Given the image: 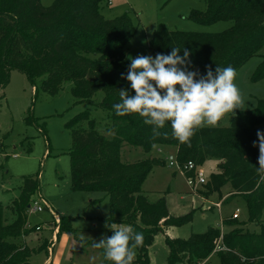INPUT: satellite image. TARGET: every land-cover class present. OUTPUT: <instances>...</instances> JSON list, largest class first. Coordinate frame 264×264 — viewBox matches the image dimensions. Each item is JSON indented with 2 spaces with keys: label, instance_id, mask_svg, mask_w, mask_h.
Listing matches in <instances>:
<instances>
[{
  "label": "trees",
  "instance_id": "trees-1",
  "mask_svg": "<svg viewBox=\"0 0 264 264\" xmlns=\"http://www.w3.org/2000/svg\"><path fill=\"white\" fill-rule=\"evenodd\" d=\"M102 1L53 0L42 6L39 0H0V88L7 85L10 71L17 69L34 90L38 78L41 88L51 94L71 81L75 103L107 110V133L98 130L88 110L66 122L71 135L70 188L102 192L108 197L109 224L131 226L143 234L133 264H150L149 247L158 234L164 235L170 264H197L213 254L219 264H264V181L257 173L259 148L253 144H258L257 131L264 132V99H258L254 108L235 109L226 126L199 127L189 143L173 137L170 123L154 132L136 113L116 115L113 104L120 102L119 91L128 89L134 94L121 74L127 75L130 61L125 49L136 25L127 12L106 18L100 12ZM187 17L200 24L232 23L218 32L169 29L158 24L148 41L149 56L168 54L172 47L184 48L190 53V69L204 75L206 67L214 72L216 67L231 66L236 71L256 55L261 60L252 80L264 77V0H206L204 10L190 9ZM97 91L104 94L99 102L92 98ZM125 145L140 147L148 156L124 162L121 152ZM158 146L173 147L180 163L191 160L200 165L207 157L216 158L217 170L203 185L205 195L217 193L218 202L222 187L229 186L227 200L242 198L247 220L259 225V231L244 229L231 217L223 222L230 227L224 231L209 227L185 239L167 236L166 227L191 221L194 210L173 215L165 196L150 200L142 192L143 181L153 167L165 165L162 157L150 155ZM37 190V178H23L9 205L15 214L11 222H6L0 202V264H34L31 256L36 249L20 243L19 238L27 232L28 206ZM110 225L106 229L109 237L113 234ZM71 231V217L60 215L57 236ZM101 258L103 264H111L104 259L102 248Z\"/></svg>",
  "mask_w": 264,
  "mask_h": 264
},
{
  "label": "rangeland",
  "instance_id": "rangeland-1",
  "mask_svg": "<svg viewBox=\"0 0 264 264\" xmlns=\"http://www.w3.org/2000/svg\"><path fill=\"white\" fill-rule=\"evenodd\" d=\"M52 1L39 0L42 6H48ZM107 1L103 0L100 4L102 15L113 18L127 12L136 25V31L126 45L127 58L149 56L148 41L158 24H164L169 29L218 32L232 23L230 20H219L200 24L190 20L187 17L190 9L204 10L206 0H110V4ZM260 60V56H252L235 71L234 83L242 95L243 110L254 108L258 99H264V77L252 80V73ZM40 80L36 79L37 90H34L23 72L12 69L7 85L0 88V202L4 206V217L6 222L14 220L15 214L9 205L18 195L23 178L35 177L38 190L33 198L41 197L48 202L52 212L54 210L70 216L72 231L61 232L57 236L55 222L58 220L53 219L46 207L39 212H28L27 232L21 235L19 242L36 247L35 235H43L31 261L42 264L49 253V264H103L101 248L93 245L106 236V229L110 225L107 221L110 214L108 197L102 192L71 190L68 155L71 135L66 122L76 113L88 110L97 122L98 130L107 133L104 130L108 122L107 110L85 102L75 103L70 90L71 81L65 82L57 93L51 94L41 88ZM103 95L102 91H97L92 98L99 102ZM230 116L231 113L225 114L216 126L228 125ZM107 136L111 137L112 133ZM172 150L173 147H163L160 152L152 149L150 155L164 157ZM147 156L140 147L125 145L121 152L124 162ZM216 163V158L207 157L198 170L208 180L209 174L217 170ZM228 188L222 187L223 196L217 202V193L206 196L204 186L191 188L182 173L166 165L153 167L142 184V192L148 199L165 196L173 215L194 210L191 221L169 227V237L185 239L191 233H203L209 227L227 230L230 227L223 222L232 219L235 208L240 210L235 221L244 229L259 231V225L247 220L242 198L236 196L227 200ZM261 222H264V203ZM39 223H43V229L36 225ZM115 224L116 227H123L119 223ZM163 236L156 235L149 247L150 264H170L166 260L167 249ZM197 264H219V260L213 254Z\"/></svg>",
  "mask_w": 264,
  "mask_h": 264
},
{
  "label": "clouds",
  "instance_id": "clouds-1",
  "mask_svg": "<svg viewBox=\"0 0 264 264\" xmlns=\"http://www.w3.org/2000/svg\"><path fill=\"white\" fill-rule=\"evenodd\" d=\"M189 57L188 50L178 47L154 57L129 56L127 75L121 76L130 83L134 94L128 89L119 91L120 102L113 104L115 114L136 113L154 132L170 123L173 137L180 143H189L199 127H215L225 114L242 108L244 101L234 83V68L216 67L213 72L206 67V74L200 75L189 70ZM256 135L258 144H253L259 148L257 173L264 181V132L258 130ZM110 228L113 234L93 246L102 248L104 259L111 264H133L135 249L143 244V234L134 232L131 226L118 228L115 223Z\"/></svg>",
  "mask_w": 264,
  "mask_h": 264
},
{
  "label": "built area",
  "instance_id": "built-area-1",
  "mask_svg": "<svg viewBox=\"0 0 264 264\" xmlns=\"http://www.w3.org/2000/svg\"><path fill=\"white\" fill-rule=\"evenodd\" d=\"M161 148L162 147L158 146V148H156V151L160 152ZM162 158L164 159L166 166L170 168H174L175 171H178L185 176L186 183L190 185L191 188H195L199 186L202 187L204 183H206L207 181L206 177L203 175V173L200 170H198V167L200 165L194 163L191 160H188L184 163H180L176 158V150H172ZM43 207H46L50 211V213L53 214L49 204L41 197H36L31 200L27 212H39L43 210ZM239 213L240 210L238 208H235L231 214V217L238 218ZM36 228L38 229L39 226H37Z\"/></svg>",
  "mask_w": 264,
  "mask_h": 264
},
{
  "label": "crops",
  "instance_id": "crops-1",
  "mask_svg": "<svg viewBox=\"0 0 264 264\" xmlns=\"http://www.w3.org/2000/svg\"><path fill=\"white\" fill-rule=\"evenodd\" d=\"M107 3L108 4H110V0H108L107 1ZM160 147H167V146H160ZM156 148H158V147H155L154 149H155V151H156ZM159 157V156H158ZM43 199V198H42ZM45 200V199H44ZM89 200H91L90 198H89ZM46 201V200H45ZM47 202V201H46ZM166 202H167V199H166ZM48 203V202H47ZM167 207H168V203H167ZM168 210H169V208H168ZM51 211H52V208H51ZM169 213H171L170 211H169ZM52 216H53V219H55V220H59V216L60 215H63V213L62 212H56V211H54L53 210V214L52 213H50ZM172 214V213H171ZM58 222V221H57ZM57 222H55V224L57 225V228H56V231H55V233H57V229H58V224H57ZM28 225V224H27ZM36 225H40L41 227H42V229H43V223H39V224H36ZM169 227H174V226H169ZM169 227H166L165 228V234L166 235H168L167 234V231H168V229H170ZM35 238H37L36 239V242H37V245H36V247H38L39 245H40V243H41V240H43V235H41V236H37V235H35ZM25 243V242H24ZM26 244V243H25ZM27 245V244H26ZM52 245V244H51ZM28 246V245H27ZM29 247H31V246H29ZM36 247H31V248H34V249H36ZM49 249H50V246H49ZM36 251H37V249H36ZM35 251V252H36ZM37 253V252H36ZM42 264H49V253H48V256L46 257V259L43 261V263Z\"/></svg>",
  "mask_w": 264,
  "mask_h": 264
}]
</instances>
